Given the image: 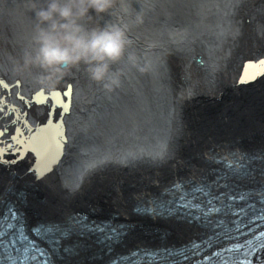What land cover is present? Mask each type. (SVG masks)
I'll return each instance as SVG.
<instances>
[{
  "label": "bare ground",
  "instance_id": "6f19581e",
  "mask_svg": "<svg viewBox=\"0 0 264 264\" xmlns=\"http://www.w3.org/2000/svg\"><path fill=\"white\" fill-rule=\"evenodd\" d=\"M19 2L0 0V9L2 5L10 8ZM171 2L170 9H175L176 13L180 10L185 14L179 19L174 16L173 28L185 31V40H196L194 36H190L192 33L201 39L205 36L203 43L207 50L208 63L198 65L190 60L193 54V45L190 43L187 45L192 49L191 51L183 48L177 50L175 54L161 53L157 56V64L165 58V62L169 65L165 68L166 73L158 75L166 79V87L169 90V94L165 93L167 107L147 101L136 107V111L138 107L145 111L162 108L169 110V114L164 117L169 126L164 127L161 124L157 126L164 137H160L156 142H153L155 138L149 132L151 122L159 121L156 116L143 115L142 111L140 118L134 120L135 123L133 121L130 123V120L126 119L118 121L116 118L120 115L121 107L114 109H109L105 105L96 107L89 102L92 91L89 88L86 92L84 86L88 87L90 82L82 84V81L78 85L75 76H71L55 86H39L17 75L12 69L10 57L16 53L19 39L16 35L23 18L17 11L16 21L0 15V142L14 137L10 147L18 146L21 152L19 155L17 151L15 152L20 159L14 161L19 157L16 156V159L5 157L0 149V213L12 203L20 212L26 211L24 221L27 227H31L30 225H38L39 222L33 219L31 221L28 217V207L37 201L41 204L34 206L41 207L45 212L50 205L51 213H58L56 217L49 219H58V221H52L50 225L60 228L57 235L46 237L45 245L48 253L56 262L52 264H117L112 261L117 255L125 256L126 264H130L134 261L131 252L144 247L152 249L150 247L156 246H151L152 242L150 243L149 239L159 240L158 234L148 233L144 238L146 240L142 238L133 240L135 238L133 234L145 225L142 224L143 220L149 218L151 221H157L150 232L154 233L155 230L159 232L158 230L163 227L162 235L169 234L171 239L164 241L168 244L174 243L172 247L159 246V249L176 250L180 249L178 248L180 246L186 247L193 240L197 241V233L200 230L198 223L203 225L206 231L209 222L224 217V213H220L209 217L208 223H205L203 217L194 221L185 218L179 212L168 214L160 209L159 205L169 199L167 193L173 184L182 186L186 184L185 188L194 186V183L202 180L223 185L237 184L235 181L237 172L221 170L218 165L208 161L215 155L218 157L223 155L227 145L233 142L223 138L220 141L209 139L212 141H208L199 150L200 145L195 149L199 158L194 157L195 159L191 160L185 158L181 149L190 148L196 139V132L192 131L189 119L186 118L185 107L189 102L193 104L204 99L219 97L223 99L227 90L234 86L240 63L264 55V0H221L218 5L214 1L207 0L198 11L197 17L187 12L189 8L186 0ZM111 11L113 13V10ZM233 11L236 12L232 15L239 26L232 24L231 28H228L221 16L226 12L231 15ZM203 19L216 21V25L205 31H202V28L194 30L192 24L203 25ZM185 20L188 25L185 24ZM11 27H14L15 31L10 33L11 37H8L5 32L8 34ZM176 42L163 40L159 43L162 48L170 52L176 49L172 45ZM68 85L72 86L73 92L70 93L69 98L66 94L63 95ZM52 91H57L58 94H52L47 98L48 93ZM65 99H69L68 108L64 106ZM107 111L109 117L104 115ZM124 113L129 115L128 112ZM106 122L110 123L108 130H105ZM102 132L107 134V146L101 144ZM22 138H26V141L20 140ZM138 138L139 140H136ZM222 141H225V144ZM217 143L221 145L217 146ZM240 145L235 143L234 146ZM259 145L261 146L252 154L256 161L242 172L247 173L245 178L254 184L260 182L262 173L260 167L264 165V143L261 142ZM234 146L229 147L234 148ZM215 147L220 148L214 150ZM237 150L240 153H251L242 148ZM101 155L110 157L114 162L100 164ZM33 163L36 174L32 175L27 171ZM20 170L23 176H18L20 173L17 172ZM48 181L51 182V186L65 194L62 196L54 192L51 194L48 190L45 196L37 195L40 186L43 187ZM138 182H143V186H136ZM95 194L100 198L99 207L104 205L110 209L109 215L107 214L105 218H94V214L87 213V208L93 203ZM68 199H70L69 206L64 208L67 210L64 213L60 212V207L65 205ZM77 201L88 205H82L83 207L80 206L79 209L71 208ZM252 207L256 209L255 213L248 209L238 215L241 225L236 230L230 232L224 224L222 229L227 232V237H235L252 227L253 224L249 223L248 216L251 220L257 217L259 212L256 205ZM77 213L86 217L84 221L82 220V226H98L100 221L106 225L101 227L98 234L68 225L62 226V220L65 223L70 215ZM259 229L262 230L261 234H264L263 229L261 227ZM113 235L118 236V239H112ZM130 238H132L130 244H125ZM185 241L187 243H183ZM186 254L190 253L186 252ZM156 257L159 261L155 264L160 262L170 264L167 255H162L161 260L158 255Z\"/></svg>",
  "mask_w": 264,
  "mask_h": 264
},
{
  "label": "water",
  "instance_id": "95a60500",
  "mask_svg": "<svg viewBox=\"0 0 264 264\" xmlns=\"http://www.w3.org/2000/svg\"><path fill=\"white\" fill-rule=\"evenodd\" d=\"M171 1L124 0V5L130 13V16H128L129 13L125 15L124 12H121L119 3L113 9V13L103 14L101 22L115 21L118 15L125 20H129L130 17L131 20H134L137 14L142 16L143 22L130 29L128 35L132 43L126 49L124 57L117 64L112 65L113 70L122 73L119 86L111 92H105L99 85H92L91 83H89L88 87L84 86L86 92L89 88L92 91L89 102L96 107L105 105L109 109L122 108L120 115L116 118L118 121L120 119H126L130 120V123L131 121L135 123L140 118L139 115L142 111L143 115L150 114V116H156L159 121L151 122L149 128V132L155 138L153 142L160 140V137H164V134L158 131L157 126L159 127L160 124L164 127L165 125L167 127L169 126L167 121L164 120V117L169 114V110L162 108L160 110L153 109L145 111L138 107V111H136V107L143 105L146 101L151 104L159 103L167 107V96L165 93L169 94V90L166 87V79L158 77V75L166 73L165 68L169 67V65L165 62V58H163L160 64H157V56L161 53L175 54L177 50L183 48L191 51L192 49L188 48L187 45V43H190L193 45V54L190 60L198 65H202L204 62L208 63V54L206 55L207 50L204 46L205 43H203L205 36L201 39L198 35L192 33L190 36H194L196 40H185L186 32L180 28H173L174 16L176 19H179L185 14L180 10L176 13L175 9H170L172 8ZM212 1L218 5L221 0ZM206 2L207 0H186L187 7L189 8L187 12L197 17L198 11ZM1 7L0 15L2 17L13 18V21H16L18 15L13 6L8 8L2 5ZM232 14L235 15L236 12H231V15L226 12L221 16L222 21L226 23L228 28H231L232 24H238L239 26V23L235 21V17ZM203 22V25H194L191 23L193 29L202 28V31H205L216 25V21H210L208 19H203ZM193 29L191 30L193 31ZM14 31L15 28L11 27L8 34L6 32L5 34L11 37L12 35L10 33ZM16 36L19 37V34L17 33ZM160 37H163V39ZM163 40H168L169 42L170 40L172 42L178 40L177 42L179 43L172 44L176 49L168 52L159 43ZM75 78L76 84L78 85L82 81V84L87 83L80 74H77ZM162 90H164L163 93ZM71 92L72 86L69 85L65 93L68 98ZM85 97L87 99L88 95ZM200 101H203V105L193 116V119L197 118L195 121L197 127L194 129L196 139L202 138V140H205L207 138L227 135H241L243 139L245 137L252 139H256L259 136L264 137V55L243 60L240 63L234 86L227 90L223 99L219 97L217 99H204ZM134 105L136 106L134 107ZM64 106L68 108L69 99L64 103ZM193 106L196 105L193 104ZM187 107H190V105H186L185 108ZM124 112H128L129 115ZM104 115L108 116V111ZM130 123L128 126H130ZM105 125L107 126L105 130H108L110 123L106 122ZM204 134L206 136H203ZM100 136L102 137L101 144L107 146V134L102 132ZM130 140L134 143L131 138ZM136 140H139V138ZM136 142L139 143V141Z\"/></svg>",
  "mask_w": 264,
  "mask_h": 264
},
{
  "label": "clouds",
  "instance_id": "9594fccd",
  "mask_svg": "<svg viewBox=\"0 0 264 264\" xmlns=\"http://www.w3.org/2000/svg\"><path fill=\"white\" fill-rule=\"evenodd\" d=\"M118 3L127 15L124 0H20L13 5L23 18L17 50L10 57L13 71L39 86H55L80 74L105 92L113 91L122 73L112 65L131 45L130 29L143 22L139 14L134 20L119 16L101 22L103 14H111ZM109 162L114 161L99 157L100 164Z\"/></svg>",
  "mask_w": 264,
  "mask_h": 264
},
{
  "label": "rangeland",
  "instance_id": "374dc122",
  "mask_svg": "<svg viewBox=\"0 0 264 264\" xmlns=\"http://www.w3.org/2000/svg\"><path fill=\"white\" fill-rule=\"evenodd\" d=\"M262 92V91H261ZM263 94V93H262ZM203 101H198V103L196 104V106H190V107H187V109L185 110V112H186V118H188L189 120L191 119L192 120V116L194 115V113L195 112H197L198 110H199V107H201L202 105H203V103H202ZM194 110V111H193ZM193 112V113H192ZM188 115V116H187ZM197 120V118L196 119H193V122L195 123V121ZM236 137H240L241 138V135H235ZM234 135L232 136V137H235ZM259 138H261V137H259ZM209 139H211V138H209ZM217 139H219L218 141H220L221 140V138H216V139H213V140H216L217 141ZM223 139H225V140H227V141H230V142H233V143H229V145H227V149L225 150V151H230V150H235V149H237V148H242V149H244V150H246V151H250V152H253V151H255V149L257 148V147H259V146H261V145H259V144H261V142L262 143H264V141H260V140H254V142H252V143H249V142H241V141H235V139H232V138H223ZM208 139H206V140H203V141H200L199 143L198 142H196L195 143V145H193L191 148L193 149L192 151H190V152H186L185 151V154L187 155V158H189V159H195V158H199V155H198V157H197V152H196V150L194 151V148H197V146H199L198 147V150H199V148H201V147H203L205 144H206V141H207ZM232 140V141H231ZM209 141V140H208ZM212 140H210L209 142H211ZM223 142V144H225V141H222ZM255 142H256V144H255ZM235 143H240L241 145L238 147V146H234L235 145ZM248 143H249V145H248ZM257 143H258V145H257ZM243 144V145H242ZM253 144V145H252ZM219 145H221L220 143H217V146H219ZM230 145H232V146H234V148L233 147H229ZM246 145V146H245ZM249 147H251V148H249ZM218 148H220V147H218ZM217 147H215L214 148V150H217L218 149ZM188 150V149H187ZM195 157V158H194ZM207 159V158H206ZM200 161H202L201 159H200ZM185 168V167H184ZM183 168V169H184ZM174 171V170H173ZM172 171V172H173ZM17 173H20V175H18V176H23V172H21V170H20V172H17ZM161 173H163L164 174V172L163 171H161ZM32 174V173H31ZM8 175V174H7ZM7 175H6V177H7ZM5 176V175H4ZM148 182H150V183H152L151 181H148ZM140 184V185H139ZM153 184V183H152ZM27 185V184H26ZM52 184H51V182H47V183H45L44 184V186L42 187V185L40 186V188H39V191H38V193L36 192V194L37 195H40V196H45L46 195V193H47V191L49 190V193H55V194H57V195H60V196H62V195H64L65 193L62 191V193L60 192L61 190L60 189H58V188H55V187H53V186H51ZM136 186H140V187H142L143 186V182H138L137 184H136ZM41 187H42V189H41ZM16 191H17V188L15 189ZM34 186H33V192H34ZM18 193V192H17ZM16 197H14V199H15ZM93 198V197H92ZM96 198V199H95ZM95 198L93 199V203H91L90 205H89V207H90V209H89V207L87 208L89 211H87V213H89V214H94L93 216H94V218H105V216L107 217V214L109 215V213H110V209H107V207H105L104 205H102V207H99V203H100V198H98L97 197V195L95 194ZM16 200H19V199H16ZM84 201V203H85V201H86V199L85 200H83ZM69 203H70V199H68L67 201H66V203H65V205H62L60 208H61V210H59L60 212H65L67 209H65L64 210V208L66 207H68L69 206ZM76 203H77V205H76ZM76 203H74V206H72L71 208H74V209H79V207L80 206H82L83 205V203H81V202H79V201H77ZM32 204V203H31ZM54 205V204H53ZM85 206H87L88 205V203L87 204H84ZM83 205V206H84ZM82 206V207H83ZM50 208H51V206L49 205L48 206V208L45 210V212H44V210L40 207V209L38 208V207H34V204H32L30 207H28V213H27V215H28V217H30V219H31V221H32V219L33 220H40L41 222H52V221H58V219H55V220H49V219H51V218H53V217H56L57 215H58V213H51V211L52 210H50ZM37 209V210H36ZM47 211V212H46ZM44 213V214H43ZM53 214V215H52ZM26 215V214H25ZM69 215V214H68ZM34 216V217H33ZM40 216H41V218H40ZM44 218H43V217ZM71 216H73V215H70V217ZM90 217V216H89ZM43 218V219H42ZM66 218H67V216H66ZM66 218H65V220H66ZM45 219V220H44ZM42 220H44V221H42ZM67 220H68V218H67ZM67 220H66V222H67ZM46 222V223H47ZM60 222V221H59ZM65 222V223H66ZM61 223H64V220H62L61 221ZM142 224L144 225V226H142L143 228L140 230V231H137L136 233H134L133 234V236L135 237V238H133V240L134 239H136V238H142L143 240H146V239H144V238H146V234L148 233V234H158L159 235V237H158V239H160L161 237H162V239L164 240V239H169L170 238V236H169V234H167V235H162V229H163V231H164V228L162 227V229L161 230H158L159 232H157L156 230H155V232L154 233H151L150 231H151V229H153L155 226H156V224H157V221H151L149 218H148V220H143L142 221ZM152 224V225H151ZM151 227V228H150ZM160 227V228H161ZM146 231V232H145ZM162 235V236H161ZM150 238V237H149ZM141 240V239H140ZM169 240H171V239H169ZM130 241H132V238H130V239H128L127 241H125L126 243L125 244H130ZM155 241H157L156 243H154ZM149 242L151 243L150 245L152 246V245H154V246H156V245H158V243H160L161 241H158L157 239L155 240V238L154 239H152V238H150L149 239ZM170 242V241H169ZM140 244H142V243H140ZM174 244V243H173Z\"/></svg>",
  "mask_w": 264,
  "mask_h": 264
},
{
  "label": "snow or ice",
  "instance_id": "6c2138e0",
  "mask_svg": "<svg viewBox=\"0 0 264 264\" xmlns=\"http://www.w3.org/2000/svg\"><path fill=\"white\" fill-rule=\"evenodd\" d=\"M189 194L192 196L206 197L204 202L200 205H191V204L189 205V206H195V207L200 208L201 214L205 220V223L209 222V217H211L214 213L215 214L225 213L226 209L230 208V205L224 204V203H220L219 206H217V202H216L217 197L213 195L210 189L206 190L203 187H196V188H193L191 193ZM189 194L185 195V200L188 199ZM237 195L239 196L240 200H245L249 198L248 193H237ZM219 199L222 201L224 197H220ZM228 199L234 202L236 199V196L230 194ZM251 210L253 211V213L256 212V209L254 207H252ZM259 212H260V218L264 220V208L259 209ZM214 223L221 228L224 227V221L222 220H217ZM9 227H15V225H9ZM37 231L42 232V233L46 231L55 233L58 231V229H56L54 226H49L47 230L41 227V228H38ZM3 237H4V223L0 221V264H31V262L35 259V256L31 254L34 252V245L28 242L26 238L21 234L19 239L25 242L21 248L15 249V251L18 254L16 256H13L10 251V248L12 247V245L5 243ZM111 238L118 239V236L113 235ZM256 239L257 241L260 242L262 246H264V234H262L260 237H257ZM212 242L213 241L210 238L208 240V243L211 244ZM255 246H256V241H249L246 247L248 251H251L252 248ZM193 247H198V245H193ZM186 250L187 249H185V251ZM232 251H236V249H233ZM21 252L23 253L22 255L19 254ZM48 264H52V262L49 260ZM130 264H144V262L132 261L130 262ZM147 264H155L154 257H150L147 261ZM217 264H232V262L220 261V262H217Z\"/></svg>",
  "mask_w": 264,
  "mask_h": 264
}]
</instances>
